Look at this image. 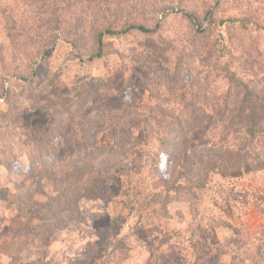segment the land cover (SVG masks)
I'll list each match as a JSON object with an SVG mask.
<instances>
[{"label": "rangeland", "instance_id": "rangeland-1", "mask_svg": "<svg viewBox=\"0 0 264 264\" xmlns=\"http://www.w3.org/2000/svg\"><path fill=\"white\" fill-rule=\"evenodd\" d=\"M45 1L51 5L0 0L18 34V43L12 42L0 13V264H143L149 257L153 264H231L239 236L234 229H263L262 138L232 141L235 148L252 152L248 164L225 176L212 174L192 212L187 202L172 201L163 216L150 201L151 134L157 126L143 118L153 103L150 90L165 98L164 106H174L186 81L182 63L188 59L195 60L192 66L209 84L202 112L212 118L228 86L226 65L249 83L255 81L264 94V0H111L110 11L91 8L82 13V40L76 50L64 39L65 28L46 19L54 4L72 24L73 16L65 14L71 6L66 0ZM98 4L104 8V1ZM208 9L213 19L204 18ZM184 12H193L206 32L195 33ZM105 20L116 27L125 22L159 26L152 34L104 36L102 56L87 60L92 34ZM209 46L213 54L207 59ZM42 49L51 52L45 61L37 54ZM75 102L83 107L67 119L64 138L74 124L95 141L73 144L56 137V159L42 156L36 161L34 142L48 138L56 118H67L60 116L61 107ZM207 136L197 134L195 140L203 142ZM112 154L117 158L112 199H83L80 215L65 213L66 224L57 225L45 205L53 194L50 181L75 163ZM182 161L163 160L160 169L171 174ZM117 215L124 220L119 219L112 237L123 239L128 248L121 261L115 251L93 253ZM163 239L167 242L161 243ZM260 252L264 264V247Z\"/></svg>", "mask_w": 264, "mask_h": 264}, {"label": "trees", "instance_id": "trees-1", "mask_svg": "<svg viewBox=\"0 0 264 264\" xmlns=\"http://www.w3.org/2000/svg\"><path fill=\"white\" fill-rule=\"evenodd\" d=\"M103 1L105 9L99 6V0H95L94 3L93 0H66V6H71V11L68 10L65 14L70 12L73 16L72 24L64 18L61 6L54 4H52L51 16L46 19L52 21L55 28L62 26L65 28L63 29L64 36H66L64 39L76 50L82 40L80 31L82 13L91 10V8L97 11H101V9L110 11L111 0H101V2ZM31 3L46 7L51 5L45 0H31ZM91 4L93 5L91 6ZM6 11L5 7L0 6V13L7 20V36L14 42L18 35L14 31L15 22ZM183 15L190 22L195 33L202 35L206 32V27H203L201 20L193 12H184ZM209 15L213 19V11L210 9L206 11L204 18ZM63 22L64 25H61ZM105 23L103 27L96 28L92 34V48L89 50L87 60L102 56L105 46L104 36L122 35L131 31L152 34L159 26L158 22L153 27L139 22H125L119 27L114 26V23L109 20H105ZM261 28L264 29V25H261ZM50 53V49L37 50V54L43 61ZM212 54L213 47L209 46L206 58H211ZM192 55L193 53L189 56ZM194 61L192 59L190 62L188 59L182 63L186 71V81L181 83L174 106H168L170 103L164 106L165 98H161L153 90H150L149 95L153 98V103L148 107L146 118H143L145 123L152 121L157 126L156 131L151 134L155 144L151 163V187L154 192L150 201L156 204L159 213L163 216H168L167 206L172 201L187 202L190 212H192L212 174L225 176L248 164L252 158V152L248 149L235 148L231 144L232 141L242 137V140H248L251 143L262 138L264 144V94H261L259 85L255 81L249 83L248 80L238 76L226 65L223 69L226 71L224 77L228 86L222 93L221 101L217 102L218 108H215L217 114L212 118L211 115L202 112L204 101L209 92L207 89L209 84L204 83L199 70L192 66ZM208 75L206 74L204 77L207 78ZM76 102L61 107L62 114L60 116L65 115L67 118H56L48 138L34 142V159L36 161L42 156L56 159L58 149L52 143L56 137H63L62 141L69 138V142L73 144H77L78 141H88V143L95 141V138L92 140V135H89L85 129L78 125L74 126V124L70 127L67 138H64L67 119L72 120L83 107L81 102ZM123 107V110H127L125 105ZM258 115L259 117H257ZM130 117L122 119L129 121ZM145 128L146 126L143 124V129L146 130ZM201 133L209 136L203 142H196L195 135ZM145 142L148 144V141ZM112 156L105 155L97 161L83 160L75 163L64 171L62 176L50 181L53 194L45 201V205L50 209L52 219L57 225L64 226L66 224L65 213L80 215L79 203L83 199L103 201L112 199L115 195L112 171L117 166L115 154ZM118 157L120 156L118 155ZM178 157H182V164L175 168L171 174L161 171L160 164L163 160L168 163ZM119 217L120 215L110 218L104 228L107 232L106 239L102 241V244L96 246L93 253L104 248V251L119 253V261L126 258L128 248L123 239L112 237L117 231L120 220H124ZM234 233L239 236L230 256L231 264H262L260 249L264 247V224L263 229L258 231L243 226L242 230L234 229ZM164 241L167 242L166 239H163L161 243ZM92 255H89L88 258H92ZM143 264H153L151 257Z\"/></svg>", "mask_w": 264, "mask_h": 264}]
</instances>
